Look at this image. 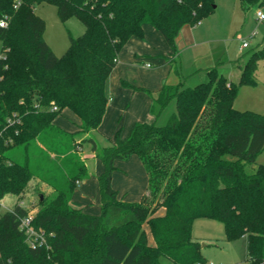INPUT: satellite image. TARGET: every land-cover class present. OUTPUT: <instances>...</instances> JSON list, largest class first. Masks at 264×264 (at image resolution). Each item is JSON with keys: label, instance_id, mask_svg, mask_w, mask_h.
I'll list each match as a JSON object with an SVG mask.
<instances>
[{"label": "trees", "instance_id": "trees-1", "mask_svg": "<svg viewBox=\"0 0 264 264\" xmlns=\"http://www.w3.org/2000/svg\"><path fill=\"white\" fill-rule=\"evenodd\" d=\"M42 3L55 5L62 21L76 16L85 25L82 35L69 36L61 56L45 40L46 22L35 12ZM240 3L248 8L264 0ZM214 6V0H0L6 22L0 25V200L17 198L5 211L0 203V264H202L193 236L198 218L222 222L227 241L246 236L249 264H264V164L254 167L264 150V114L234 106L240 86L256 83L264 46L250 53L238 83L212 66L194 86L180 80L156 92L138 88L152 97L154 117L172 99L176 110L164 124L135 122L126 136L116 127L101 150L84 138L103 164L101 209L71 204L77 182L89 176L76 135L102 123L106 81L124 45L143 38L150 25L176 51L182 27ZM66 110L77 118L71 132L56 124ZM13 114L20 123L9 125ZM133 155L148 176L139 201L125 200L112 184L116 160ZM32 179L52 189L39 193L32 226L46 242L36 247L20 229L29 208L19 201Z\"/></svg>", "mask_w": 264, "mask_h": 264}, {"label": "rangeland", "instance_id": "rangeland-1", "mask_svg": "<svg viewBox=\"0 0 264 264\" xmlns=\"http://www.w3.org/2000/svg\"><path fill=\"white\" fill-rule=\"evenodd\" d=\"M214 5V10L203 17L197 23V26L203 23L205 29V35L203 36L219 40L198 47L197 53L204 54L198 62L199 64L193 62L194 49H186L184 52L179 51L180 57L177 61V67L180 71V79L185 86H194L197 83L206 81V67L209 65L216 67L218 72L222 73L229 81L238 83L242 68L250 53L264 46V21L257 19L258 10L264 13V4L245 8L241 5L240 0H214ZM35 12L45 20V40L58 56L63 55L69 47L70 35L78 37L85 32L84 23L76 16L62 21L57 13V7L53 4H38L35 6ZM254 32L255 35L252 36ZM244 41L249 43V47L240 50ZM212 44L215 45L214 49H217L218 46L221 48V51L218 52V49L215 53L219 54L221 52L219 55H222L213 62L210 60L212 57L210 52ZM1 50L2 41L0 40V54L2 53ZM174 62L172 64H175ZM196 67L201 68L197 69ZM255 79V84L240 86L234 106L239 110H252L264 114V59L258 61ZM176 106V99H172L159 117L153 118V121L156 120L158 124H164L169 115L176 110ZM66 116L68 118L67 124H69L68 120L71 123L72 119L69 114ZM60 123L62 124V122ZM93 134L99 150L110 145L104 136L95 131H93ZM78 135L76 139L84 137L83 134V136ZM82 149L89 170L94 171L95 158L91 143L88 141L82 142ZM14 151L18 153L20 149L15 148ZM257 164H264V150L258 155L254 167ZM51 191L52 189L48 185L43 183L37 186L36 180L32 179L22 199L31 208L37 209L39 193L43 192L49 195ZM16 201L15 195L7 194L0 200L1 209L5 211L11 208ZM145 227L147 228L146 224ZM193 236L200 242L202 253L206 259L202 264H249L246 236L227 241L222 222L211 218H198L193 224ZM164 263L167 264L168 260H164Z\"/></svg>", "mask_w": 264, "mask_h": 264}, {"label": "crops", "instance_id": "crops-1", "mask_svg": "<svg viewBox=\"0 0 264 264\" xmlns=\"http://www.w3.org/2000/svg\"><path fill=\"white\" fill-rule=\"evenodd\" d=\"M203 35H205L203 23L199 26H197V23L195 25L185 24L176 38V51H173L157 29L146 25L143 38L132 37L124 45L118 55V62L106 81L105 92L108 96V103L102 123L97 129L78 133L83 134L84 137L78 138L77 142L81 143L84 138H92L96 142L93 137V131H95L107 138L110 144V136L116 127L121 128L123 136H126L135 122L153 121L154 115L151 112L153 99L150 94L138 88H146L156 92L165 82H179L181 80L180 72H176L178 68L177 61L180 57L179 51L184 52L186 49H194L193 62L194 64H199L198 62H200L204 54L197 53L198 47L219 40ZM214 47L215 45L213 44L210 47V52L212 53L210 60L212 62L222 56L219 55L221 52L219 54L215 53L218 49V52L221 51V48L218 46L217 49H214ZM242 49L241 45L240 50ZM167 56L172 57L175 64L168 63L166 60ZM146 63H150L151 66L147 67ZM211 66L209 65L206 68ZM196 68L200 69L201 67ZM67 114L71 117L72 124L70 120H68L69 124H67ZM76 121L77 118L66 110L63 115L56 119V124L71 132L76 129L74 124ZM78 134L76 137L79 136ZM78 147L81 150L82 158L85 160L82 143ZM93 153L95 158L94 171H90L86 163L89 176L77 182L71 204L75 207H81L90 213H99L101 201L98 176L103 171V164L96 156V152L93 151ZM115 164L116 169L112 177L114 188L119 191L120 196L125 200L139 201L146 193L148 184V176L143 163L138 156L133 155L126 160L118 159ZM162 212L163 208L160 209L159 213L161 214ZM148 237L150 243H153L154 240L149 232Z\"/></svg>", "mask_w": 264, "mask_h": 264}, {"label": "built area", "instance_id": "built-area-1", "mask_svg": "<svg viewBox=\"0 0 264 264\" xmlns=\"http://www.w3.org/2000/svg\"><path fill=\"white\" fill-rule=\"evenodd\" d=\"M257 19L259 21H264V13L261 10L257 11ZM198 21L197 23H199ZM0 25L4 26L6 25V22L4 20H0ZM255 35V32L252 33V36ZM249 46V43L247 41H244L242 43V48H247ZM147 67H150V63H146ZM53 109H56V106L53 107ZM15 123H20V119L17 117L16 114H13L11 117L8 118V124L13 125ZM17 132V130H16ZM19 204L25 208H29L27 214L23 216L20 220V229L26 234L27 241L32 247H36L42 244H45L46 237L44 235V231L41 229H35L32 226V221L34 219V216L37 212L36 208H31L24 199L19 201ZM10 209V208H8Z\"/></svg>", "mask_w": 264, "mask_h": 264}, {"label": "water", "instance_id": "water-1", "mask_svg": "<svg viewBox=\"0 0 264 264\" xmlns=\"http://www.w3.org/2000/svg\"><path fill=\"white\" fill-rule=\"evenodd\" d=\"M42 197V196H41Z\"/></svg>", "mask_w": 264, "mask_h": 264}]
</instances>
